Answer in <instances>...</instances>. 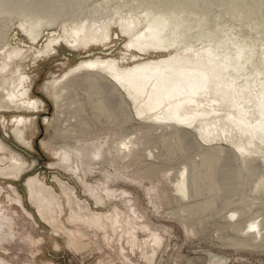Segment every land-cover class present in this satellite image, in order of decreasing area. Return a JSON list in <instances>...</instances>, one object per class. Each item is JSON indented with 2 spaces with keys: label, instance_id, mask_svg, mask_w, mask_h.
Wrapping results in <instances>:
<instances>
[{
  "label": "rangeland",
  "instance_id": "1",
  "mask_svg": "<svg viewBox=\"0 0 264 264\" xmlns=\"http://www.w3.org/2000/svg\"><path fill=\"white\" fill-rule=\"evenodd\" d=\"M17 20L14 18L13 26L8 29V44L11 48L27 51L21 61L11 60L10 69L15 73L20 70L28 77L29 97L42 105L29 113L26 110L0 113V141L10 149L0 157L8 159L12 151L22 160L24 158L30 167L18 181L0 179V186L4 189L0 193V264H264V196L258 199V194L252 193L247 185L236 195L229 194L230 186L238 180L234 171L236 163L227 155V150L240 155V146L264 149L262 138H250L248 132L241 136L237 132L230 141H214L211 146L227 153L222 154L225 156L216 160L217 163L214 162L217 156L214 153L215 158L206 161L211 164L204 162L202 166L203 153L188 139L183 138L182 147L177 151L170 148L169 142L163 141L162 134L174 132V128H160L158 124L137 117L124 126L119 125V121L106 123V118L101 116L104 113L99 112V101L109 104L112 112L124 114L123 108L116 109L115 93H110L106 84L87 78L84 71L67 72L80 61L95 57L120 60L123 68L140 63L128 58L123 61L127 54L124 49L126 39H115L119 30L115 29L113 42L107 48L100 46L86 52H73L62 46L57 55L39 59L35 56L46 42L61 36L59 28H44L45 35L33 43L29 35L20 30ZM244 21L223 22V25L224 32L229 35L236 32V24L243 27L244 44L248 42L250 50L247 53L251 54L250 59L243 58L245 61L241 64L243 70L248 66L247 74L252 69L249 62L262 54L263 43L261 37L255 36L253 22ZM234 45L230 46V51H236ZM161 56L165 55L152 54L142 58ZM9 73L6 72V78L16 82L18 77ZM259 78L263 80L264 76ZM52 79H62L68 84L58 105L51 93L46 94L41 89ZM2 82L0 76V84ZM101 85L104 88H99ZM19 118L29 120L25 134L32 142V150L24 148L13 136L17 125L14 119ZM128 138L134 144L130 146L132 153L127 155L120 142ZM199 142L210 145L201 139ZM64 150L70 151L68 165L71 171L65 170V161L62 162L58 155ZM191 161L203 169L197 179L190 177ZM3 164L7 166L9 163ZM3 164L0 163V170H5ZM207 166L210 170L205 169ZM228 170L230 174L226 172ZM182 173L188 186V195L184 198L174 188ZM33 177L45 184L35 193L42 194L43 202L48 201L47 208L42 211L50 213L52 218L49 220L38 209L42 202L32 199L27 190V179ZM57 179L73 189L79 203L88 205L90 212L98 217L99 226L82 221L73 214L78 208L75 200ZM191 179L195 181L191 183ZM240 181L249 182L245 178ZM220 182L227 183L229 193L208 190ZM8 186L15 188L29 216L17 204L16 195L7 189ZM227 201L232 204L227 206ZM239 210H243L242 215L237 213ZM230 225L239 229L230 228Z\"/></svg>",
  "mask_w": 264,
  "mask_h": 264
},
{
  "label": "bare ground",
  "instance_id": "2",
  "mask_svg": "<svg viewBox=\"0 0 264 264\" xmlns=\"http://www.w3.org/2000/svg\"><path fill=\"white\" fill-rule=\"evenodd\" d=\"M262 9L264 10V0H0V53L3 54H0V76L3 81L0 84V113L13 110H26L29 113L37 111L42 105L38 100L29 97L28 77L23 76L20 70H16L15 73L10 69L11 60L21 61L27 51L9 47L8 29L14 18H18V27L29 35L33 43L40 36L45 35L44 28L49 29L52 26L59 28L58 32L61 36L46 40L44 48L35 56L39 59L57 55L58 49L62 46L73 52L81 50L86 52L90 48L100 46L107 48L113 42L115 29H118L120 34H115V39H126L124 49L127 54L123 61L128 58L132 62L140 61V63L123 68L120 60L95 57L80 61L70 68L67 74L84 71L87 78L106 84L105 88L110 93H115L118 103V105L116 103V109L123 108L124 114L121 116L116 111L112 112L109 104L99 101L100 110H98L104 113L101 116L106 118V123L119 121V125L124 126L137 117L151 124H158L160 128H174V132L162 134L163 141L169 142L173 151L179 150L182 147L183 138H186L196 145L199 152L203 153L202 166L212 157V159L215 158L214 153L217 154L214 160L217 163L225 156L222 155L225 152L219 147L211 146L210 143L214 141H230L233 136H236L235 133L238 132L243 136L248 132L250 138H262L264 144V79L259 78L264 76V12L261 14ZM246 19L253 22L255 36L261 37L263 43L262 54L249 62L252 69L247 74L248 66L245 71L241 69V64L245 61L243 58L250 59L251 54L247 53L250 50L248 42L244 44L243 27L236 24V32L229 35L224 32L223 25V22L230 24L229 22L239 21L240 23L241 21L243 23ZM231 45L236 47V51H230ZM243 45L246 47H242ZM152 54L165 56L156 59L142 58ZM237 68L238 71H234ZM6 72L17 76L16 82L13 79H7ZM246 76L248 77L245 78ZM254 82L256 86L253 85ZM66 84L62 82V79H52L46 81L41 89L46 94L51 93L55 104L58 105ZM99 88L104 87L101 85ZM131 110L134 111H132L134 115ZM101 116L99 115L98 118ZM15 122L17 125L15 124L13 136L24 148L32 150V142L25 134V125L29 120L19 118L15 119ZM175 124L179 127L177 128ZM198 138L210 145L201 144ZM133 144L130 138L120 142V146L125 148L127 155L132 153L130 146ZM240 149H242L240 155L233 150L226 152L230 160L236 163L234 170L236 175H234L238 181L234 186H230L231 192L227 191V183L221 182L214 184V188L211 187L212 189L208 190L214 189L215 193L224 191V194L227 191L234 196L247 185L252 193L258 194V199H262L264 196V149L256 146L253 148L240 146ZM8 150L10 149L0 141V154L4 155ZM246 153L249 154L246 155ZM10 154L8 159L0 157V163H9L7 166L3 164L5 170H0V179L18 181L30 167L23 161L24 158L22 160L12 151ZM58 155L62 162L65 161L63 163L65 170L71 171L68 165L70 151H60ZM190 167L191 178H196L200 170H203L192 161ZM210 167L212 172L213 167ZM208 168L205 169L210 170ZM226 172L229 173V170ZM207 173L209 175V172ZM222 175L225 177L224 174ZM242 178L249 182L243 183L240 181ZM191 180V183L195 181ZM56 181L75 200L78 208L73 214L82 221L99 226L98 217L96 218L90 212L86 203H79L76 200L73 189L65 182L58 179ZM177 181L174 185L175 191L184 198L188 195L184 173ZM26 184L30 197L42 202L38 205V209L42 212L40 214L48 220L51 219L50 213L42 211L47 208L48 201L43 202L42 194L35 193V190L45 184L35 177L28 178ZM7 189L16 195L17 204L29 216L15 188L8 186ZM2 192L4 189L0 186V193ZM91 193L93 196L96 195L93 189ZM50 196L53 199L51 194ZM227 202V206L232 204L231 201ZM49 204L52 205L53 202ZM201 207H203L202 204ZM201 207L199 209H202ZM237 213L242 215L243 210ZM229 227L239 229L236 225Z\"/></svg>",
  "mask_w": 264,
  "mask_h": 264
},
{
  "label": "flooded vegetation",
  "instance_id": "3",
  "mask_svg": "<svg viewBox=\"0 0 264 264\" xmlns=\"http://www.w3.org/2000/svg\"><path fill=\"white\" fill-rule=\"evenodd\" d=\"M15 120V119H14ZM3 123H4V120H3ZM4 128H5V126H4ZM26 130V129H25Z\"/></svg>",
  "mask_w": 264,
  "mask_h": 264
}]
</instances>
